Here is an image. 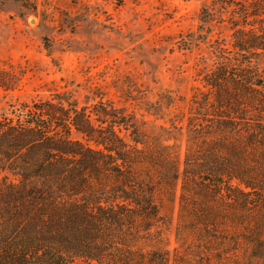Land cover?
Here are the masks:
<instances>
[{
    "label": "trees",
    "instance_id": "trees-1",
    "mask_svg": "<svg viewBox=\"0 0 264 264\" xmlns=\"http://www.w3.org/2000/svg\"><path fill=\"white\" fill-rule=\"evenodd\" d=\"M238 5L183 116L168 91L146 100L153 121L68 91L0 113V264H167L163 196L179 180L264 219V0Z\"/></svg>",
    "mask_w": 264,
    "mask_h": 264
},
{
    "label": "rangeland",
    "instance_id": "rangeland-1",
    "mask_svg": "<svg viewBox=\"0 0 264 264\" xmlns=\"http://www.w3.org/2000/svg\"><path fill=\"white\" fill-rule=\"evenodd\" d=\"M239 2L31 0L28 11L14 1L0 5V76L9 88L0 86V113L68 91L90 102L102 94L153 121L146 100L168 91L176 99L169 116H183L198 70L217 60L213 40L231 41L229 18ZM199 182L185 194L181 180L172 196L164 192L167 264H264L252 241L264 243L261 212H241L225 197L212 204Z\"/></svg>",
    "mask_w": 264,
    "mask_h": 264
}]
</instances>
